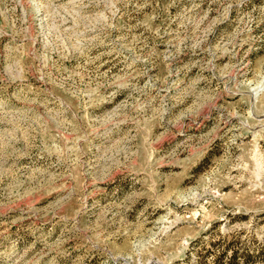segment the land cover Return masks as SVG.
<instances>
[{
	"label": "rangeland",
	"instance_id": "1",
	"mask_svg": "<svg viewBox=\"0 0 264 264\" xmlns=\"http://www.w3.org/2000/svg\"><path fill=\"white\" fill-rule=\"evenodd\" d=\"M0 264H264V0H0Z\"/></svg>",
	"mask_w": 264,
	"mask_h": 264
},
{
	"label": "trees",
	"instance_id": "2",
	"mask_svg": "<svg viewBox=\"0 0 264 264\" xmlns=\"http://www.w3.org/2000/svg\"><path fill=\"white\" fill-rule=\"evenodd\" d=\"M242 258L241 259H243L242 261H243V263H249V262H251L252 260H250L251 259V257H252V255L251 254H243L242 256H241ZM231 258H232V260H234L235 258H236V254H232L231 255Z\"/></svg>",
	"mask_w": 264,
	"mask_h": 264
}]
</instances>
